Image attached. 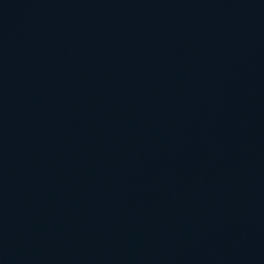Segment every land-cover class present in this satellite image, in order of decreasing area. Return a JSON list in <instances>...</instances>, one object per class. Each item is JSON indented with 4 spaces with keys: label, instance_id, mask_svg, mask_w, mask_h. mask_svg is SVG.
Instances as JSON below:
<instances>
[{
    "label": "water",
    "instance_id": "95a60500",
    "mask_svg": "<svg viewBox=\"0 0 264 264\" xmlns=\"http://www.w3.org/2000/svg\"><path fill=\"white\" fill-rule=\"evenodd\" d=\"M0 264H264V0H0Z\"/></svg>",
    "mask_w": 264,
    "mask_h": 264
}]
</instances>
